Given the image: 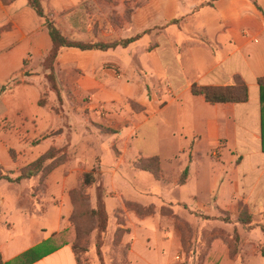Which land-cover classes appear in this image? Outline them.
<instances>
[{"label": "crops", "instance_id": "0c3cea01", "mask_svg": "<svg viewBox=\"0 0 264 264\" xmlns=\"http://www.w3.org/2000/svg\"><path fill=\"white\" fill-rule=\"evenodd\" d=\"M41 2L44 13L67 39L92 43L83 24L88 17L85 8L97 3V0ZM194 2L199 5L200 0L171 1L177 7L175 13L178 10L183 11L186 3ZM150 3L151 0L144 3L143 7L151 5ZM156 3L157 6L164 4ZM200 7L194 13L180 15L184 16L186 25L193 28L192 32L205 45H200L199 41L189 43L185 38L179 42L180 36L170 31H181L169 24L164 29L167 17L158 9L154 11L159 13L152 15L150 9L148 16L140 18L138 23L141 27L146 23H154L157 26L155 28H159L155 52L149 53L146 49L150 34L143 35L126 48L116 47L108 51L64 48L53 66L55 81L62 100V86H67L75 93L76 102L83 103L84 110L75 108L91 125L83 128L85 132L98 135L105 142L101 147L111 156L110 165L113 167L110 171L111 178L106 182L114 179L118 184H127L126 188L136 191V187H139L136 182L133 183L127 178L126 170L123 169V165H127L135 176L141 175L140 179H152L156 187L157 183H161L169 188V192L185 190L195 180V176H192L195 155L206 148L204 154L208 156L211 167L209 195L213 202L201 204L198 202L197 193L192 192L189 198L195 203L194 210L207 208L211 213L214 212L211 209L213 207L217 212L233 213L236 212L237 201L243 199L251 213L264 214V152L257 85V79L264 77V0H205ZM137 19L133 15L131 21L135 23ZM145 29L142 28L138 33L134 30L125 36L121 35L117 40L132 38L147 31ZM98 41L112 42L108 35ZM51 48L52 42L45 19L37 14L28 0H0V121L14 125L13 131H4L2 127L0 129V167L15 176L19 175L18 168L24 166L23 154L32 140H37L34 146L28 148L34 153V159L31 160L34 161L50 149H56L58 141L62 139L61 135H68L65 145L70 148V141L76 133L72 124L78 115L75 111L68 117V120L71 118L73 129H59V136H55L57 131L54 134L53 132L57 129V116L47 105L40 104L43 94L50 91L43 60ZM138 48L141 49L139 52L142 57L133 58L132 53ZM187 63L190 64L187 66ZM151 76L156 77L154 81ZM158 77L159 83L156 82ZM234 77H239L247 86L248 100L245 103L211 105L202 97L191 94L192 85L226 87L233 85ZM153 86L159 94L148 100L147 94L149 91L154 92ZM49 93L53 95L52 99H56L54 92ZM85 99H89V102ZM131 103L141 109L134 112ZM193 106L203 109L204 113L195 111ZM42 109L53 114V124L40 120L38 115ZM95 120L99 128L105 127L107 131L94 133L95 126L92 122ZM153 120L161 124V130L166 129L165 136L175 137L181 144L178 155L173 154L165 159L158 152L146 154L135 147L136 134ZM25 123L34 124V130L28 135L29 142L24 137ZM85 147L88 148L82 146L83 149ZM131 149L135 153L131 159H126V153ZM232 152L238 153L241 158L239 164L234 163V167ZM215 153H218V158L212 157ZM98 154L101 176L104 177L106 172L102 168V153ZM179 156L183 158V166L173 176L163 169V161L171 163ZM142 157L158 158L161 169L159 181L148 172L133 168L137 158ZM96 161L89 159L88 165L93 166ZM221 161L224 172L215 174V165ZM233 169L236 171L233 181L236 188L234 201L230 189L232 178L229 175ZM185 170L187 175L183 181ZM33 179L27 180V183ZM25 182L17 184L0 181V255L3 263L18 264V259L27 252L48 242V247H56V250L33 264H77L70 240L63 243L57 241L68 227L65 210L57 209L52 201L43 205L39 200L34 201L30 187L26 197L24 193H19ZM4 187L17 189V193L8 195L3 190ZM158 191L162 195V190ZM48 196L54 200L52 194ZM167 200L175 204H187L176 199ZM51 204L54 215L56 212V218L52 219L54 226L49 218L43 217ZM40 214H43L42 217L38 216ZM14 215L19 222L13 219ZM138 231L143 233L140 241L135 239L138 237L135 232ZM153 232L155 236H160V244L170 245L172 242L173 234L169 229L152 225L148 220L140 221L132 232L131 254L136 250L137 243L144 249L148 248ZM228 256L229 251L225 250L217 264L248 263L242 254L234 260ZM168 263L167 261L166 264Z\"/></svg>", "mask_w": 264, "mask_h": 264}, {"label": "rangeland", "instance_id": "374dc122", "mask_svg": "<svg viewBox=\"0 0 264 264\" xmlns=\"http://www.w3.org/2000/svg\"><path fill=\"white\" fill-rule=\"evenodd\" d=\"M171 1L151 0V5L143 7V4L148 3L149 0H97V3H92L85 8L88 17L84 19L85 24L83 26L87 28V35L92 43H102L98 40L105 39L107 35L111 38L112 42L117 41L121 35L125 36L127 33L134 32V30L138 33L142 28H146L149 31L148 34H150L148 35L150 39H148L146 49L149 53H153L158 46L157 39L159 37L157 38V36L160 30L159 28H155L157 26L154 23H146L141 27L138 21L140 18L145 17V15L148 16L147 12L150 9L152 10V15L159 13L158 11L161 10L167 17V21L164 23L166 25L163 28L165 29L168 26L167 24H169L181 31L180 33H177L176 29H171L172 31H170L180 36L179 42L185 38L189 43L199 41L200 45H205L203 40L192 32L193 28L186 25L187 20L184 16L180 15V13H194L201 8L200 6L205 3V0H200L199 5H195V2L194 4L186 3L184 10H178L180 12L177 11V13H175L177 7ZM156 2H164V4L157 6ZM156 9L158 11H154ZM133 15L138 18L135 23L131 21ZM172 16L175 17L170 20ZM170 34L168 38L171 37ZM139 50L141 49L138 48L132 53L133 58L142 57ZM188 64L190 63H187V66ZM142 71L147 75L145 70ZM151 78L154 81L156 77L151 76ZM46 81L50 86L47 79ZM159 81L160 77L157 78L156 82L159 83ZM50 91L43 94L41 102H43V105H47L50 111L57 116V129H55L53 134L56 131L59 132V129H70L73 124L76 132L74 140L70 141L71 146L67 148L68 145H65V139H68V135H61L62 139L58 141L56 149L66 147L67 156L61 158V153L53 162L46 163L45 172L36 177L37 179L35 178L30 181V183L26 181L20 187L19 193H24L26 197L28 188L30 187L34 201L39 200L41 205L52 201L57 209L65 210L64 216L68 220V227L57 241L63 243L67 239L70 240L78 264H166L167 261L169 262L168 264H214L215 258H211V256L219 258L225 250L229 251L228 257L231 260L242 254L243 259L247 260V264H264L263 213H251L243 199L237 201V209L233 213L225 211L217 212L213 207L211 209L214 212L211 213L207 208L194 210L195 203H193L194 201L191 202L192 200L189 198L192 192L197 193L198 202L201 204L213 202L209 195L211 189L209 179L211 167L208 164L210 163L208 156L204 154L206 148L201 150L200 154H197L198 156L195 155V166L192 175L193 178L195 176V180L191 181L185 190H173L169 192L167 191L169 188L161 185V183H157L158 187H156L152 179L150 180L148 177L140 179L141 175L135 176V173L127 165H123L127 178L133 183L136 182L137 186L145 191H139L140 189L137 187L136 191H133L126 188L127 184H118L114 179L106 182V180L111 178L110 171L113 170V167L110 164L112 158L101 147L105 143L101 141L102 138L95 134L90 135L83 129L84 127L91 126L88 124L85 116L82 113L79 114L77 112L78 109L75 108L80 107L84 110L83 103L76 102V95L73 93L71 87L62 86L64 102L62 99L59 101L57 96H55L56 99H52L51 96L53 95L49 93ZM153 91L154 94L150 91L148 92V100H152V96L159 94L155 86H153ZM85 100L89 102V99ZM130 106L134 112L141 109L134 103H131ZM191 107L189 104V108ZM193 108L195 111L204 113L203 109L196 106H193ZM74 111L81 117L76 115L71 124V118L68 120V117H71L70 113H74ZM40 112L38 115L41 117L40 120L43 119L45 123H54L52 113L46 109H42ZM93 122L92 124L95 126L94 133L107 131L105 127L99 128V125L95 124L96 120ZM1 127L4 128V131H13L14 129V125L11 122L5 121H0V129ZM24 127L23 129L26 132L24 137L29 142L28 135L34 130V124L25 123ZM161 127V124L157 120H153L143 126L138 134H136L135 147L146 154L158 152L165 159L173 154L178 155L181 144L176 141L175 137L165 136L166 129L161 130ZM57 132L55 136H59L60 133ZM71 133L73 134L72 130ZM67 142L69 143V141ZM36 143L37 140H32L30 145L25 149L23 154L24 166L21 169L18 168L17 173L19 175L23 169L36 161H31L34 159L32 156L34 153L28 150L29 147L34 146ZM82 146H88V148L85 147L83 149ZM98 152L102 153V168L106 172L104 177L103 175L101 176ZM45 153L40 155V157ZM133 153H135L133 149L128 150L126 159H131ZM232 156L234 167V163L239 164L241 158L236 152H232ZM212 157L218 158V153L213 154ZM89 159L97 161L93 166H89ZM140 159L144 160L147 158H137L136 162ZM183 162L181 156L171 163L163 161V169L175 176L182 168ZM223 165V161L215 165V174L224 172ZM133 168L136 169L134 166ZM227 170L226 168L225 172ZM5 172L13 178L17 177L11 172L6 170ZM229 173L232 178L230 189L233 199H231L234 201L235 197L233 195H235L236 188L233 181L236 171L233 169ZM85 174H92L95 177L93 185L89 187L82 186ZM158 189L162 190L161 193L164 197L159 194ZM3 190L8 195L17 193V189L11 190L9 187H4ZM48 194H52L54 200H51ZM167 199L184 201L188 205L171 203ZM52 206V204L49 205V211L45 215L40 214L38 216L42 217L43 215V217L49 218L52 226H54L52 219L56 218V212L54 215ZM241 208L251 215L252 226L250 229H244L237 222L239 209ZM13 219L19 222L15 215ZM145 220L151 222L152 225H158L172 231V242L170 245L160 244L158 239L160 236H155L153 232L151 235L152 241L148 248L144 249L137 243L136 250L134 251L135 254H131L132 232L140 221ZM19 226L21 227L22 224H19ZM135 235L138 236L135 239L138 241L142 240L141 235L143 233L141 231L140 233L139 231L135 232ZM215 240L216 242H214Z\"/></svg>", "mask_w": 264, "mask_h": 264}, {"label": "trees", "instance_id": "16d2710c", "mask_svg": "<svg viewBox=\"0 0 264 264\" xmlns=\"http://www.w3.org/2000/svg\"><path fill=\"white\" fill-rule=\"evenodd\" d=\"M5 1V0H4ZM31 7L37 12V14L45 19L46 27L52 42V48L43 60V69L47 72L45 78L50 83V89L55 93L57 99L61 101V92L58 88L54 73L53 66L58 58L60 51L64 48L78 49L82 51L87 50H99L108 51L110 49H115L116 47L126 48L128 45L138 41L143 35H148L149 31H145L141 34H137L132 38L122 39L113 41L110 43H82L75 42L67 39L62 32L55 26L51 21V18L47 16L43 11V6L41 0H28ZM257 85L259 87V99L261 105V123H262V152H264V77L257 79ZM191 94L193 96L202 97L203 100L211 105L214 104H239L245 103L248 100V90L245 83L240 80L239 77H234L233 85L226 87H213V86H197L192 85ZM43 105V102H40ZM61 131V130H60ZM60 133V132H57ZM68 148V146H67ZM62 153L61 158L67 156L66 147L62 149H50L47 153L41 156L38 160L28 165L22 170L21 174L16 178H13L5 172V170L0 167V181H8L10 183L20 184L23 181L31 180L38 177L41 173L45 172L46 163H51L57 156ZM137 170L150 173L156 181L161 178L160 163L157 157L147 158L144 160H139L134 164ZM187 175V170L184 171L182 175V180L184 181ZM95 182V177L92 174H85L83 177L82 186L89 187ZM237 222L245 229H250L252 226L251 215L245 209H239V215ZM56 250V247L49 248L48 242L39 246L18 259V264H33L36 261L42 259L44 256L52 253ZM75 260L78 264L74 249L72 248ZM214 259V264H217L219 258L216 256H211ZM0 264H4L0 255Z\"/></svg>", "mask_w": 264, "mask_h": 264}]
</instances>
